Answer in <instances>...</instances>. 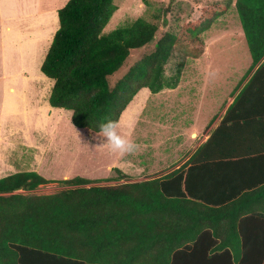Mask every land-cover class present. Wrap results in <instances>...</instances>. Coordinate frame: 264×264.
Instances as JSON below:
<instances>
[{"label":"trees","instance_id":"obj_1","mask_svg":"<svg viewBox=\"0 0 264 264\" xmlns=\"http://www.w3.org/2000/svg\"><path fill=\"white\" fill-rule=\"evenodd\" d=\"M233 7L250 63L207 138L176 168L139 180L114 168V176L74 175L37 194L31 191L50 178L1 176L0 264H264V0ZM115 9L113 0H66L39 65L52 80L49 106L94 133L117 122L141 88H173L177 76L166 80L163 65L174 51L180 67L199 56V34L220 14L191 23L185 44L165 32L109 85L129 51L157 29L136 17L103 33Z\"/></svg>","mask_w":264,"mask_h":264},{"label":"rangeland","instance_id":"obj_2","mask_svg":"<svg viewBox=\"0 0 264 264\" xmlns=\"http://www.w3.org/2000/svg\"><path fill=\"white\" fill-rule=\"evenodd\" d=\"M65 1L0 0V177L35 171L52 180L31 191L44 194L65 187L59 179L74 175L105 179L116 174L114 168L130 180L165 173L196 145L200 128L221 112L250 63L234 0H113L116 9L103 33L136 17L156 23L157 29L151 42L129 51L120 68L108 76L109 85L151 52L165 32L185 44L183 34L191 23L202 21L210 12L220 13L199 34L200 43H195V48L201 47L199 56H186L180 67L174 51L163 65L164 78L177 76L176 85L155 93L141 88L120 113L119 131L140 145L139 152L123 157L94 139L99 133L73 126L69 111L50 107L47 102L52 80L39 71V64L57 27L56 9ZM37 8L41 12L35 26L33 19L22 15ZM51 29L45 45L42 34ZM42 77L47 81L39 82ZM22 86L29 100L20 97ZM109 183L113 182L94 184Z\"/></svg>","mask_w":264,"mask_h":264},{"label":"crops","instance_id":"obj_3","mask_svg":"<svg viewBox=\"0 0 264 264\" xmlns=\"http://www.w3.org/2000/svg\"><path fill=\"white\" fill-rule=\"evenodd\" d=\"M41 11L37 8V9H30L27 13H24L22 16H24L25 18H27L29 21L31 20L32 21V19H33V22L36 24L35 26H37L38 24H39V22H38V19H39V13H40ZM57 18V17H56ZM50 18H47V21L49 20ZM57 28V27H56ZM9 29V27H5V30H8ZM55 31V30H54ZM51 33H52V29H51V31H47V30H45L44 32H43V34H42V37L44 38V41H46L45 42V45L47 44V40H48V38H49V36L51 35ZM54 33V32H53ZM53 35V34H52ZM52 38V37H51ZM50 43V42H49ZM49 45V44H48ZM48 47V46H47ZM47 49V48H46ZM46 52V51H45ZM45 54V53H44ZM44 57V56H43ZM43 59V58H42ZM41 63V62H40ZM40 65V64H39ZM40 71V70H39ZM46 77V76H45ZM49 79V78H48ZM38 79L36 78V80H35V82L37 81ZM39 82H45V81H47L44 77H42V78H40L39 80H38ZM52 85V84H51ZM234 88V87H233ZM20 89V91H21V95H20V97H22V96H24V98L26 97V95H28V94H26V91H25V86H22V87H20L19 88ZM8 91L9 92H12L13 93V88L12 87H9L8 88ZM235 94V92L234 93H231V95L228 97V100L223 104V106H222V108H221V112L219 113V114H216V115H213L209 120H211V121H206V123L204 124V125H202V127L200 128V133H201V137L198 139V141H197V143H196V145L192 148V149H190V151H188V153L185 155V157H183V158H181V159H179V160H177L176 162L177 163H175L174 165H172L171 167H170V169H167L165 172H167V171H169V170H171V169H173V168H176L177 166H179L181 163H183L184 161H186V159L188 158V156L194 151V149L201 143V142H203L206 138H207V136L209 135V132L215 127V125L217 124V122L219 121V119H220V117L222 116V114H223V112H224V110H225V108L227 107V105L229 104V102L232 100V97H233V95ZM12 96H13V98H14V95L12 94ZM29 97H30V95H29ZM29 97H28V99H26L25 98V100H29ZM12 102V101H11ZM8 102H6V104H7ZM13 103V102H12ZM5 104V105H6ZM14 104V103H13ZM32 105H34V103L33 104H31V106ZM28 107H30L29 105H27ZM44 107H46V106H44ZM51 107V106H50ZM9 108H11V107H9ZM14 110V108H12L11 110H9V111H7V112H12ZM10 114H12V113H10ZM210 122V123H209ZM2 123H3V121H2ZM13 123H14V121H13ZM195 130V129H194ZM2 157V156H1ZM4 157V156H3ZM1 160V159H0ZM3 160V159H2ZM121 171V170H120ZM138 171H142V170H138ZM122 173H124L123 171H121ZM138 173H141V172H138ZM162 174V173H161ZM152 176H154V175H150L149 177H152ZM145 178V177H144ZM148 178V177H147ZM142 179V178H141Z\"/></svg>","mask_w":264,"mask_h":264},{"label":"clouds","instance_id":"obj_4","mask_svg":"<svg viewBox=\"0 0 264 264\" xmlns=\"http://www.w3.org/2000/svg\"><path fill=\"white\" fill-rule=\"evenodd\" d=\"M169 73L166 71L165 76ZM120 125L116 121L108 120L99 126V135H95L94 139L102 140L108 144L114 153H118L121 157L126 155H134L140 151V145L130 137L122 135L119 131Z\"/></svg>","mask_w":264,"mask_h":264}]
</instances>
